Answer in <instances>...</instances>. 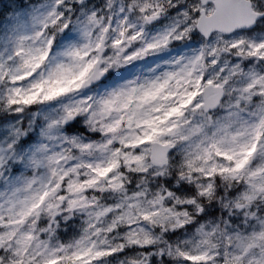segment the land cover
I'll list each match as a JSON object with an SVG mask.
<instances>
[{"label": "clouds", "instance_id": "clouds-1", "mask_svg": "<svg viewBox=\"0 0 264 264\" xmlns=\"http://www.w3.org/2000/svg\"><path fill=\"white\" fill-rule=\"evenodd\" d=\"M213 8L0 0V264H264V22Z\"/></svg>", "mask_w": 264, "mask_h": 264}, {"label": "snow or ice", "instance_id": "snow-or-ice-1", "mask_svg": "<svg viewBox=\"0 0 264 264\" xmlns=\"http://www.w3.org/2000/svg\"><path fill=\"white\" fill-rule=\"evenodd\" d=\"M262 8H264V3L253 4L249 3V0H214L212 16L201 21V28L206 33L213 30L232 31L233 29L250 25L254 21L264 22V15H257V12ZM153 46L151 44L149 45L150 48ZM260 47H264V45H260ZM251 54L257 55V52ZM246 147L250 149L249 155L251 152L257 151V145L255 144ZM245 163H247L246 159L238 162L237 167H243ZM145 243L150 244L151 241L146 240ZM177 252L181 257H186L189 261L203 260L205 258L203 255L191 254L180 251L179 249H177ZM91 253L92 249H86L84 255ZM108 254L103 251H96L94 259H99ZM169 254H172L171 250H169Z\"/></svg>", "mask_w": 264, "mask_h": 264}, {"label": "rangeland", "instance_id": "rangeland-1", "mask_svg": "<svg viewBox=\"0 0 264 264\" xmlns=\"http://www.w3.org/2000/svg\"><path fill=\"white\" fill-rule=\"evenodd\" d=\"M154 26V25H153ZM153 32L155 31V29H153L152 30ZM163 56H167L166 54H163ZM167 58V57H166ZM162 59H165V57H162L160 60H156L155 62H147V63H145L146 65H153V64H155V63H157V62H160Z\"/></svg>", "mask_w": 264, "mask_h": 264}]
</instances>
